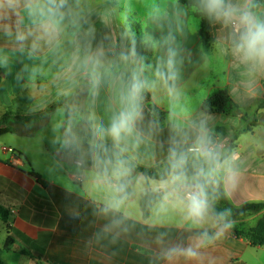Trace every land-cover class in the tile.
<instances>
[{
    "label": "clouds",
    "instance_id": "obj_1",
    "mask_svg": "<svg viewBox=\"0 0 264 264\" xmlns=\"http://www.w3.org/2000/svg\"><path fill=\"white\" fill-rule=\"evenodd\" d=\"M0 97L46 121L39 163L99 264L125 244L141 264H217L254 160L264 198V0H0ZM18 250L0 261L37 264Z\"/></svg>",
    "mask_w": 264,
    "mask_h": 264
},
{
    "label": "crops",
    "instance_id": "obj_2",
    "mask_svg": "<svg viewBox=\"0 0 264 264\" xmlns=\"http://www.w3.org/2000/svg\"><path fill=\"white\" fill-rule=\"evenodd\" d=\"M191 40L195 43L203 41L200 32ZM24 108L23 99L6 100L0 97V119L6 113L27 117L21 114ZM253 114L264 119V103ZM217 115L225 118L223 125L226 133L238 131L231 127L232 116ZM14 123L15 132L0 138V245L3 246L0 249H4L10 241L9 249L13 245L19 249L15 254L17 260L26 256L36 259L37 264H99L98 254L104 249L99 246L92 251L85 249L91 226L85 221L78 223L73 231L67 225L64 207L68 201L65 193L61 187L49 185L39 163L41 154L36 136L42 123L37 121L32 129L26 128L23 123ZM5 138L11 139L5 142ZM259 158H264V154H260ZM31 173L38 174L45 185ZM257 176V161L254 160L249 168L248 182L242 187L235 203H264V198L252 190ZM73 202L79 201L73 198ZM263 214L246 217L244 222L253 227ZM218 254L217 264H264V246H254L235 233L219 246ZM113 264H141V261L131 244H125L119 255L113 258Z\"/></svg>",
    "mask_w": 264,
    "mask_h": 264
},
{
    "label": "trees",
    "instance_id": "obj_3",
    "mask_svg": "<svg viewBox=\"0 0 264 264\" xmlns=\"http://www.w3.org/2000/svg\"><path fill=\"white\" fill-rule=\"evenodd\" d=\"M200 36L203 39L204 44L206 46L209 45L210 34L208 32L207 26L204 24L201 25ZM210 102L215 106L214 110L216 114L232 116L234 106L231 105L230 97L228 96V93L226 91L222 90L213 94V96L210 97ZM236 114L238 115L239 113ZM28 119L29 117H20L12 113H6L0 119V138L15 132L14 128L10 124L14 122L26 124ZM37 121L42 124L46 123V121H40L39 118H37ZM31 175L36 178L39 183L45 185V183L42 181L41 177L38 174L31 173ZM244 207L246 209L247 214L245 217L240 219V222L234 232L235 235L239 238L247 239L254 246H264V214L260 217V219L256 222L253 227H249V225L244 222V219L246 217L263 213L264 203H245ZM9 246L10 241H7L4 249H0V251L9 249ZM0 264H3V262L0 261Z\"/></svg>",
    "mask_w": 264,
    "mask_h": 264
},
{
    "label": "rangeland",
    "instance_id": "obj_4",
    "mask_svg": "<svg viewBox=\"0 0 264 264\" xmlns=\"http://www.w3.org/2000/svg\"><path fill=\"white\" fill-rule=\"evenodd\" d=\"M10 125H12V127L14 126V125H16L15 123H12V124H10ZM24 131V130H23ZM29 131V130H28ZM8 139H11V138H5V142H7L8 141ZM15 258V257H14ZM15 259H17V258H15Z\"/></svg>",
    "mask_w": 264,
    "mask_h": 264
}]
</instances>
